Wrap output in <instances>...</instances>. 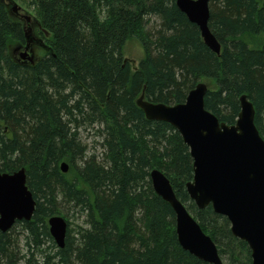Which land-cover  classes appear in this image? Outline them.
Wrapping results in <instances>:
<instances>
[{
	"label": "trees",
	"instance_id": "16d2710c",
	"mask_svg": "<svg viewBox=\"0 0 264 264\" xmlns=\"http://www.w3.org/2000/svg\"><path fill=\"white\" fill-rule=\"evenodd\" d=\"M30 4L46 46L33 62L14 53L13 46L26 43L23 19L0 0V171L24 168L37 203L31 220L0 231V264H38L35 253H45L46 239L57 246L43 253L47 264H208L180 245L174 210L152 185L153 169L169 178L225 264H252L248 243L233 235L228 218L190 197L193 158L178 130L148 119L137 100L144 94L182 103L206 82V108L228 124L236 123L246 94L264 138V0H210L209 27L220 54L176 0ZM102 8L109 13L105 23L98 19ZM132 38L144 50L135 68L124 56ZM83 130L94 131L101 153L89 152ZM69 208L84 221L72 235L67 220L60 248L48 219Z\"/></svg>",
	"mask_w": 264,
	"mask_h": 264
},
{
	"label": "water",
	"instance_id": "95a60500",
	"mask_svg": "<svg viewBox=\"0 0 264 264\" xmlns=\"http://www.w3.org/2000/svg\"><path fill=\"white\" fill-rule=\"evenodd\" d=\"M18 14L20 5L12 0ZM188 19L200 28L204 42L217 54L222 45L209 27L210 0H176ZM27 47L21 58L33 62L28 49L43 40L32 34L29 15ZM264 39V36H263ZM207 83H198L184 102L165 104L145 99L137 104L150 120L165 121L175 127L190 149L194 178L187 190L199 208L211 205L231 223L233 235L248 243L252 264H264V138L255 123L256 110L246 94L240 97L241 110L235 124H228L205 106ZM62 171L69 170L63 162ZM154 190L170 203L175 213L176 233L184 250L208 264H225L214 240L177 197L169 178L159 169L150 172ZM36 200L27 186L24 168L13 173L0 171V231L10 230L18 221H29L36 210ZM50 233L60 248L66 245L68 222L61 215L48 219Z\"/></svg>",
	"mask_w": 264,
	"mask_h": 264
},
{
	"label": "rangeland",
	"instance_id": "374dc122",
	"mask_svg": "<svg viewBox=\"0 0 264 264\" xmlns=\"http://www.w3.org/2000/svg\"><path fill=\"white\" fill-rule=\"evenodd\" d=\"M12 1H14L18 5H20V7H21L20 10L18 11L17 15L22 17L24 27H26V29H27L26 20H25L24 16L25 15L31 16L32 24H30V25L34 30L35 35L37 37L41 38V36L38 33V27L39 26L37 24L34 7L31 6V4H30L31 0H12ZM7 2L9 3L10 8H12L13 3H10L9 0H7ZM43 40H44V37H43ZM12 48H13V51L16 54V56H18L19 50L20 51L24 50V45L18 44L16 46H13ZM30 51H31V55L33 57L38 58L39 56L42 55L43 48L36 44V45L32 46ZM143 54H144V50H143L142 44L140 43V41L137 38H132L126 43V46L124 49V56H125V58H127V60L132 64V66L134 68L138 66L140 59L143 57ZM82 137H83V141H85L87 143L90 153H92V152H97L98 154L101 153L102 149L100 148L101 145L99 143L101 140L94 137V131L83 130ZM64 214H65V216H63V217L72 223V225H71L72 235H75L76 229L84 221V216L79 212V210L77 208H69L68 211ZM17 230L21 231V227H18ZM50 246H51V242L48 239H46L45 243L42 245V249H44L45 253L54 254L57 250V248H56L57 246L56 247H50ZM26 248H27V246L25 245L24 241H22L21 249L24 253L27 252ZM43 253L44 252L35 253V259L38 261V264H47V263H45L46 262V258L44 256L45 253L44 254ZM29 257H30V255L27 256V258H29Z\"/></svg>",
	"mask_w": 264,
	"mask_h": 264
},
{
	"label": "flooded vegetation",
	"instance_id": "af4514ba",
	"mask_svg": "<svg viewBox=\"0 0 264 264\" xmlns=\"http://www.w3.org/2000/svg\"><path fill=\"white\" fill-rule=\"evenodd\" d=\"M26 21H27V20H26ZM26 26H28V22H26ZM32 34H33V36H34L37 40H39V41L43 40L42 38H39V37H37V36L35 35L33 29H32ZM39 35H40V34H39ZM27 44H28V43L26 42L25 45H24V50L26 49ZM36 44H37L38 46H41V47L43 46V45H41V44L38 43V42H33V43H31V45L29 46V49H28V52H29L30 54H31V51H30V50H31L32 46H33V45H36ZM24 50H23V51H20V50H19L18 55L21 56V54H22V52H24Z\"/></svg>",
	"mask_w": 264,
	"mask_h": 264
},
{
	"label": "clouds",
	"instance_id": "9594fccd",
	"mask_svg": "<svg viewBox=\"0 0 264 264\" xmlns=\"http://www.w3.org/2000/svg\"><path fill=\"white\" fill-rule=\"evenodd\" d=\"M98 12H99L98 19H99L100 23H105L109 18L108 9L102 8V9H99Z\"/></svg>",
	"mask_w": 264,
	"mask_h": 264
}]
</instances>
